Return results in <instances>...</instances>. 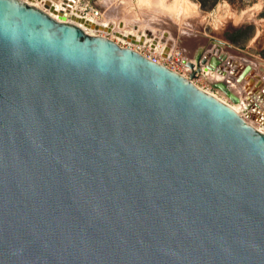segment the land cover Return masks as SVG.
I'll return each mask as SVG.
<instances>
[{
  "label": "water",
  "instance_id": "water-1",
  "mask_svg": "<svg viewBox=\"0 0 264 264\" xmlns=\"http://www.w3.org/2000/svg\"><path fill=\"white\" fill-rule=\"evenodd\" d=\"M249 81L244 115L264 123ZM245 117L131 47L0 0V264H264V132Z\"/></svg>",
  "mask_w": 264,
  "mask_h": 264
},
{
  "label": "rangeland",
  "instance_id": "rangeland-1",
  "mask_svg": "<svg viewBox=\"0 0 264 264\" xmlns=\"http://www.w3.org/2000/svg\"><path fill=\"white\" fill-rule=\"evenodd\" d=\"M175 1L183 12L174 11ZM77 8L86 13L98 8V18L119 22L126 30L165 33L174 41L176 58L199 60L209 50L213 56L208 60L213 66L223 63L219 55L224 53L249 64L254 78L264 76V0H80ZM110 38L116 40L114 36ZM147 47L148 44L141 50L147 51ZM172 61L166 64L173 65ZM192 78L204 90L223 96L224 81L215 84L200 76ZM226 97L231 99L229 93Z\"/></svg>",
  "mask_w": 264,
  "mask_h": 264
},
{
  "label": "bare ground",
  "instance_id": "bare-ground-1",
  "mask_svg": "<svg viewBox=\"0 0 264 264\" xmlns=\"http://www.w3.org/2000/svg\"><path fill=\"white\" fill-rule=\"evenodd\" d=\"M26 1L43 10L46 8L47 9L46 11L52 13L58 20H61V21L65 20V21H70V22H74L78 24L88 34H97L99 32L103 36H107V37L109 36V38L114 36L116 38V40L114 41H116L120 46L128 47L129 45L132 49L135 48V50H137L138 52L142 53L145 56L149 55L152 57L153 55L155 56V59L158 63L165 65L164 62L167 60L168 56H170L173 53L178 55L177 50L174 47V41L170 37H168L165 33L161 32L160 35H152L150 31L137 30V29H127L126 30L125 27L122 28V26L119 25V22H113L104 17L98 18L100 15L96 17L92 13H82L77 8L78 0H26ZM143 1H147V0H142V2ZM62 7H64V9H68L67 11L68 14H73L77 17L87 19L92 23L94 22L98 24L97 28H91L90 26H88V24H84V22H81L82 20L78 18L74 19L72 17H66V18L60 17L58 13ZM172 8L174 9V11L176 10L177 11L181 10V12L184 11L183 8H178V6H176V1L173 3ZM125 36H128V37H125ZM129 36H134L136 41L132 42ZM123 44H126V45H123ZM147 44H148L147 51L143 52L141 48ZM214 53L216 54L217 52L214 51ZM200 59L196 60L194 58H189V57L184 58V57L178 56L177 61H178V64L180 65L179 67L183 70L182 75L191 79V81L194 84H196L198 87L200 86L195 82V79L192 77L200 76V77L205 78L208 82H212V83L215 82V84L218 83L219 81H224L225 84L222 85L223 91H221V94L223 96L216 94L209 90H205V91L209 92L210 94L219 98L221 101L232 106L242 116L245 117L244 105L246 104V101L244 99V95H245L246 89L244 88V85L250 80L249 83L247 84V89H251L253 86H255L256 82L259 81V82H262V86H261L262 88L264 84V76H258L259 78H256V77L254 78V75H252L253 71L250 68V70L245 74V77L241 81H238L237 77L243 71V64H244L243 62L239 61L236 63V66H237L236 70L233 73V75H231L229 74V69L232 68L231 65L227 64L226 66V63L222 61L223 65L221 63H217L213 65L214 67L210 68L209 65H212V63H210V60H207L208 63L202 64L200 62ZM217 66H220L221 70L226 71V73L223 74L222 71L220 72L217 71L216 69ZM191 74H193V76L189 77ZM226 92L229 93V96L231 98L230 100L228 97H226V94H227ZM233 97L236 98V100H234ZM254 100L256 104H258V106L262 108V110H264V99L254 98ZM245 119L249 123H251L254 127L264 132V123H260L258 120H253V119L246 118V117Z\"/></svg>",
  "mask_w": 264,
  "mask_h": 264
},
{
  "label": "built area",
  "instance_id": "built-area-1",
  "mask_svg": "<svg viewBox=\"0 0 264 264\" xmlns=\"http://www.w3.org/2000/svg\"><path fill=\"white\" fill-rule=\"evenodd\" d=\"M78 2H80V0H78ZM79 9H81V8H79ZM47 9L45 8L44 9V11H46ZM61 10H66V9H64V7H62L61 8ZM81 11L82 12H84V10L83 9H81ZM47 12V11H46ZM51 16H53L54 18H56L52 13H50V12H48ZM84 13H86V12H84ZM87 13H92V14H94L96 17H98L99 15H100V12H99V9L98 8H94V9H92L90 12H87ZM95 35H102L101 33H97V34H95ZM112 39V38H111ZM113 40V39H112ZM123 45H126V44H123ZM128 47H130L129 45H128ZM132 47H134V46H132ZM135 49V48H134ZM146 55H148V54H146ZM148 58H150V59H152V60H154V61H156V59H155V56H153L152 55V57L151 56H147ZM167 60H173L174 61V63H173V65H169V64H166V62H167ZM167 60L164 62L165 63V65L166 66H168L170 69H172V70H174V71H177V72H179V73H181V74H183V70L179 67L180 65L178 64V66L176 65V61H177V58H176V54H171L170 56H168V58H167ZM157 62V61H156ZM177 63H178V61H177Z\"/></svg>",
  "mask_w": 264,
  "mask_h": 264
}]
</instances>
